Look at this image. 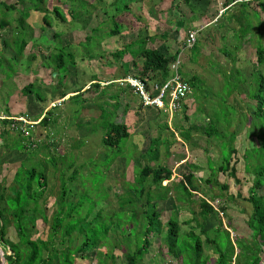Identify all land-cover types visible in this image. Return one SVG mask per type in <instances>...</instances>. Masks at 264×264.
Returning a JSON list of instances; mask_svg holds the SVG:
<instances>
[{"label":"rangeland","instance_id":"rangeland-1","mask_svg":"<svg viewBox=\"0 0 264 264\" xmlns=\"http://www.w3.org/2000/svg\"><path fill=\"white\" fill-rule=\"evenodd\" d=\"M101 1L98 4L100 8L96 6V10L88 17L84 16L73 24H62L55 20L45 33L40 29L41 16L30 13L27 19V23L32 26L29 37L35 45H41L40 53L36 60L30 61L28 69L23 63L25 59L20 60L13 77L0 83V117L3 116L7 103L14 101L16 104L11 105L13 113L23 111L28 119L44 116L55 119L49 131H44L41 125L34 129L36 143L50 142L49 151L55 156H61L65 161L63 164L65 177L69 176L73 169L77 170V178L70 184V188L75 190L76 196L72 197L75 201L86 199L87 193L91 198L97 199L96 202L101 201L95 206L90 218L102 209L104 215L112 216L117 213L115 224H122L121 227L124 223L130 222L129 217L125 218L130 216L129 211L126 208L121 209L119 204L128 188L135 185L134 177L138 169L133 159L139 158L141 165L148 163L150 161L148 158L144 156L140 159V156L144 155L151 140L158 138L159 145L156 147L158 154L157 158L152 160V165L166 166L172 171L171 179L162 183L169 185L171 189L168 199L156 202V211L161 214L163 228L168 219H175L181 224L180 236L183 237L190 226H195L194 223L184 224L192 218L193 212L197 220L203 224L205 234L221 245L226 244L227 238L224 239V236H228L233 243L236 238L248 235L244 221L249 218L252 208L242 199L235 198V195L238 193L242 198L247 196L251 177L244 172L243 155L246 149L259 145L257 139L264 136V129L253 127L252 123L249 125L247 107L236 92L226 95L233 86L236 76L232 78L230 75L235 69L240 71L248 83L250 73L258 67L255 50L259 43L264 48V13L258 9L257 3L248 5L250 8L247 9L248 18L253 21L251 32L245 37L243 35L239 37L234 36L235 31L232 30L238 27L236 21L227 24L222 18L223 15L214 20L216 14L211 15L208 10L203 12L205 5L213 0H191L185 4L181 3L182 0ZM7 2L11 3L13 0ZM125 2L129 4L130 14L133 16L123 22L129 23L130 28L125 26L120 36L102 40L101 33L108 30L104 26L101 32L97 33V37H93L92 29L106 19L103 13H107V16L115 14V7L123 6ZM215 6L217 7L214 2L210 5L213 7L211 11L215 10ZM253 10L260 15L258 22L256 19L258 15L254 16ZM118 12L120 13V10ZM9 18L12 20L11 26L0 32V52H3L5 57H10L12 50L4 47L1 40L15 27L19 13L13 11ZM52 30L63 33L60 39L56 40L53 37ZM191 30L198 31L197 41L192 48L183 49L186 32ZM86 36L93 37L89 43L85 39ZM144 36L154 37V42L149 41L147 47L157 48L164 54L172 55L178 49L181 76L189 79L196 75L199 79L198 85L192 88L190 98L184 104L185 108L182 107L176 113L165 114L153 108L144 109L138 103V98L126 90V93L120 95L118 102L107 101L111 89L115 90L114 86L106 88L107 84L119 85L120 79L132 75V68L126 63L129 56L118 61L110 53L121 49L123 44ZM57 45L68 48L65 53H72L76 62L75 67L70 65L56 70L54 60L51 58L52 53L48 51L47 54V47L53 49ZM56 52L58 53L57 50ZM260 71L264 76V64ZM28 82L34 83V91L38 92L44 101L26 98L20 94V88ZM98 82L100 88L92 87ZM75 93L79 94L78 97H73ZM223 95L225 106L219 99ZM104 101L110 105H105ZM114 103L115 107L112 106ZM101 104L109 107V115L104 120L100 119V115L102 111H107L102 109V106L99 107ZM209 119L221 120L216 123L220 131L219 137L208 139L205 135L204 127L208 125ZM114 121L125 123L130 129L131 136L123 141L118 149L111 150L102 145V138L107 124ZM181 127L192 129L187 142L180 135L183 130ZM10 133L12 135L6 138L7 142L0 138V181H5L6 185H9L12 175L21 163L25 164V168L34 166L41 170L46 169V164L48 174L46 195L48 204L52 205L53 197L59 190L60 175L58 171H54L50 163L48 164L46 149L40 146L41 144L33 149L29 143L25 144V149L19 148L14 142L17 132L10 130ZM41 133L45 136L39 138ZM230 138L231 140L234 138L232 143ZM22 142L25 143V139H22ZM229 145L237 151L239 163L236 165V177L240 183L216 172L221 163L222 151L228 153L229 148L226 146ZM71 163L72 168L67 169V165ZM57 167L61 168V163H58ZM187 172L193 173L198 192L191 197L192 203L181 204L176 201L177 181ZM207 180H211L210 184L206 182ZM224 184L228 185L227 191L221 187ZM219 197H222L223 201L217 200ZM199 198L206 200L215 209V214L205 220L198 216ZM87 201L86 199L83 208L90 207ZM218 202L225 207L224 215L220 213ZM137 205L136 212L138 219L141 220L143 209L140 202ZM51 212L49 211L48 215ZM102 219L106 217L103 216ZM219 221L228 235L222 229L217 230ZM109 222L106 219L102 224L107 226ZM46 226L38 219L34 227L27 226V231L34 237L40 235L44 239L48 231ZM111 228L106 251L114 255L113 264H125L124 251L120 248L124 245V239H121L122 235L119 232H113L116 228L114 224ZM199 232V229L195 230L196 234ZM162 237L163 234L160 236L153 234L150 237L148 252L139 264H181L180 259L172 257L167 252ZM7 238L13 242L17 241L14 229L10 225L7 227ZM200 238L203 242L204 256L209 257L211 264L217 255L211 245L204 243V236L200 234ZM98 249L101 250L102 247L99 246ZM0 250L3 264H14L10 258L4 259V256L12 255L11 252L9 250L3 252L1 247ZM80 262L79 260V264ZM107 262L111 263L110 260ZM81 264H97V261L93 257L90 263L82 261Z\"/></svg>","mask_w":264,"mask_h":264},{"label":"trees","instance_id":"trees-1","mask_svg":"<svg viewBox=\"0 0 264 264\" xmlns=\"http://www.w3.org/2000/svg\"><path fill=\"white\" fill-rule=\"evenodd\" d=\"M182 1L181 3L185 4L191 0ZM101 2V0H13L11 3H8L7 0L0 1V32L11 26L10 13L13 11L19 13L15 27L12 28V31L9 30L6 34L8 36L1 40L4 47L12 50V54L10 57H5L4 53L0 52V83H4L13 77L20 64V60L25 59L23 63L26 69H28L30 61L36 60L39 56L41 45H35L29 37L32 26L27 23V19L30 13L41 16L39 19L41 22L40 29L45 33L55 20L62 24H73L84 16L88 17L96 10V6L99 7L98 4ZM256 3L260 10L264 12V3L261 0H256ZM244 9L250 8L245 7ZM118 10H120V13H117ZM191 11L193 12V10ZM115 12V14L109 16H107V13H103L106 19L92 29L93 37H97V33L101 32L104 26L108 30L101 33L102 40L120 36L125 26L126 28H130L129 23L123 22L133 16L130 14L129 4L125 2L123 6L117 5ZM253 14L254 16L258 15L254 10ZM248 15L249 13L245 17L242 16V18L235 19L238 27L232 29L235 31L234 36L240 37V35H243L245 37L251 32L250 28L253 21L249 20ZM226 20L228 22L233 21L231 17ZM52 32L56 40L60 39L63 34L53 30ZM92 36H86L87 43L93 38ZM149 41L154 42V37H139L129 43L123 44L121 49L110 53V55L118 61L129 56L126 63L131 66L133 76L142 79L165 81L170 76L168 65L176 59L179 50L177 49L172 55L164 54L157 48L147 47ZM259 44L255 50L258 67L250 73L249 82L247 83L240 71L235 69L230 77H236L233 86L226 96L236 92L240 96L241 102L245 103L247 107L249 125L252 123L253 127L264 129V76L260 71V67L264 64V48ZM65 50H68V48L60 47L59 45L53 47V49L47 47V54L48 51L52 53L51 58L54 60L56 70L70 65L75 67L74 56L72 53L66 54ZM94 78H96L95 75ZM187 81L192 88L199 83L196 75H192ZM99 85V83H95L92 87L100 88ZM107 85L108 87L106 88L114 86L115 89L112 90V88L110 94L107 96V101L110 103L112 101L118 102L120 95L126 92L132 93L129 88L126 87L124 89V86L122 87L121 85ZM20 94L26 98L32 97L34 100L44 101V98H41L42 96L34 91V83L32 82H28L20 88ZM78 95L76 94L73 97H78ZM219 99L224 105V95ZM108 102L105 105L109 106L110 103ZM13 103L14 101L7 103V108H5L3 114L9 117L16 114L28 117L23 111L13 113L12 108L16 104ZM12 104L13 106H11ZM100 106L107 111H102L100 115V119L104 120L109 115V107H105L103 104ZM112 106L115 107V103ZM86 107L88 108V106ZM184 108L185 106H183ZM54 120L53 118L44 116L39 125H41L44 131H49L55 123ZM219 122L221 120L213 121L209 119L208 125L206 124L207 126L204 127V132L208 139L220 136L218 134L220 131H218L216 126V123ZM9 123L8 120H3L0 123V138L4 141L12 135L8 129ZM105 129L102 145L109 147L111 150L118 149L119 145L131 136L129 127L122 122H109ZM191 132V127L181 131L180 135L185 142L189 140ZM233 135L235 138V133ZM41 136H45V134L41 133ZM22 138V135L17 132L14 142H16L19 148L25 149L27 142H22ZM233 140H231V143ZM257 140L259 145H256L252 149H246L243 155L245 163L244 172L251 177V185L247 196L242 198L238 193L235 195V198L242 199V201L247 202L252 208L249 218L244 221L248 229V235L236 238L233 243L228 236H224L223 238H227V241L223 245L214 239H210L205 234L203 224L197 220V216L193 215V212H191L192 218L184 224L194 223L195 226H190L189 231L183 237L180 236L181 224L175 219H168L164 224L165 228H163V224L160 221L161 214L156 211V202L168 199L171 189L169 185H162V183L171 179L172 171L166 166L159 164L156 166L152 165V160L156 159L158 154V150L156 149L159 145L158 138L152 139L144 155L140 156V159L144 158V156L148 158L150 160L148 163L141 165L139 158L133 159L138 169L136 177H134L135 185L128 188L124 199H121L119 204L121 209L126 208L130 215L125 216V218H130V222H123V227H121L122 224H115L118 218L117 213L112 216L104 215L102 209H100L95 213L93 218H90L95 206L101 201L96 202L97 199L91 198L88 193L86 197H83L88 200L87 202L90 203V207L83 208L86 199L75 201L72 198L76 196L75 190L70 188V184L77 178V170L73 169L71 174L65 177V173L63 172L64 159L61 156H55V154L49 151L50 142H47V144L42 143L40 146L46 149L49 157L48 164L50 163L54 171L59 172V190L57 195L53 197V204H48V196L46 195L48 188L46 164V169L41 170V168L36 169L34 166L25 168V164L21 163L12 175L9 185H6L5 181H0V247L3 252L9 250L12 254L4 256V259L10 258L14 264H79V260L90 263L94 257L97 264H113L114 255L107 252L106 248L109 244V233L114 224L116 228H114L113 232H119L122 235L121 239H124V245L120 248L124 251L125 264H139L141 262L144 255L148 252L150 237L153 234L159 236L163 234L162 240L166 244L167 252L172 257L180 259L181 264H209V257L204 256L203 253V242L200 234L204 236V243L211 245L214 253L217 255V258L211 264H264V136L258 137ZM53 147L56 146L53 145ZM223 147L225 151V146L223 145ZM226 147L229 148V151L228 153H223L222 151L221 163L217 167L216 172L229 176L235 182L240 183L236 177V165L239 163L237 151L231 145ZM58 163H61V168L57 167ZM72 166V163L67 165V169L72 168ZM193 176L192 172L183 173L182 178L177 181L176 201L178 203H192L191 197L195 196L198 192ZM210 181L207 180L206 182L210 184ZM221 187L224 191L228 190L227 184ZM118 197L121 198L120 196ZM198 200L200 201L198 216L202 220L215 214V209L210 203L204 199L199 198ZM217 200H222V197H219ZM139 202L141 204L140 207L143 209L141 220L138 219L136 212ZM218 204L221 215H224L225 207L219 202ZM51 206L53 209H51ZM49 211H52L50 215H48ZM103 216L110 221L107 226L102 224V221L106 220L102 219ZM38 219L44 225H47L46 227L48 228L44 239L40 235L34 237L33 234L31 235L27 231V226L32 225L34 227ZM228 224L232 227L231 223ZM9 225L14 229L17 237L16 242L7 238V227ZM196 229L200 230L199 234L195 233ZM220 229L223 230L221 221L217 225V230ZM223 231L228 235L227 231ZM99 246L102 247L101 250L98 249ZM108 260L111 263H108ZM3 263L4 260L1 252L0 264Z\"/></svg>","mask_w":264,"mask_h":264},{"label":"built area","instance_id":"built-area-1","mask_svg":"<svg viewBox=\"0 0 264 264\" xmlns=\"http://www.w3.org/2000/svg\"><path fill=\"white\" fill-rule=\"evenodd\" d=\"M255 0H227L228 7L235 4L253 3ZM225 9H221V14ZM198 31H187L185 35V47L191 48L197 40ZM180 60L175 59L169 66L170 76L165 81L155 79L127 77L120 81L127 85L134 95L139 99L142 108H153L165 114H173L181 110L186 101L190 98L191 87L179 73ZM60 102H58V105ZM55 106V105H54ZM31 120L25 116H5L0 117V122L8 120L10 130L16 131L26 140H29L35 148L38 143L34 139V129L39 125L40 120Z\"/></svg>","mask_w":264,"mask_h":264},{"label":"crops","instance_id":"crops-1","mask_svg":"<svg viewBox=\"0 0 264 264\" xmlns=\"http://www.w3.org/2000/svg\"><path fill=\"white\" fill-rule=\"evenodd\" d=\"M223 1V0H213L212 2H209L207 5H205V8L203 10V12H208L211 14V15H215L216 14V11H217V7L219 6V3ZM213 2L215 5H217V7L215 6V10L211 11V9H213V7L211 8L210 5H213ZM261 2L264 3V0H261ZM245 7H248L247 5H237V6H234V7H231L230 9H228L227 11H225V13L223 14L222 18L224 19V21L227 23V24H231L233 22H235L237 18H242V16H246L247 14V10H245L244 8ZM258 9L260 10L259 6L257 5ZM220 9V8H219ZM218 9V10H219ZM261 11V10H260ZM202 12V13H203ZM255 12V11H254ZM262 12V11H261ZM264 13V12H263ZM258 14V19H257V22L259 20V13L257 12ZM229 17H231L233 19V21L231 20V22H228V19ZM203 20V19H202ZM221 25V24H220ZM219 26V25H218Z\"/></svg>","mask_w":264,"mask_h":264},{"label":"clouds","instance_id":"clouds-1","mask_svg":"<svg viewBox=\"0 0 264 264\" xmlns=\"http://www.w3.org/2000/svg\"><path fill=\"white\" fill-rule=\"evenodd\" d=\"M254 3H256V0L253 2V3H242V4H246V5H250V4H254ZM242 4H235V5H242ZM235 5H232V6H230V7H228L227 9H225L226 8V6H227V0H223V1H221L220 3H219V7H218V9H217V11H216V17L214 18V20H217L219 17H221L224 13H225V11H227L228 9H230L231 7H233V6H235ZM221 9H225L221 14H218V12H220V10ZM197 41V40H196ZM185 42V41H184ZM196 43V42H195ZM194 43V44H195ZM186 47H185V44L183 45V49H185ZM192 48V47H191ZM186 49H190V48H186ZM177 57H179V54L177 55ZM177 57H176V59H177ZM174 61V60H173ZM173 61H171L170 63H169V65H168V70H169V66H170V64L173 62ZM170 72V71H169ZM180 73V72H179ZM181 75V74H180ZM133 75H128V76H126V77H124V78H122V79H120L119 80V85H121V86H124V87H127V88H129L127 85H125V84H121L120 83V81L121 80H123V79H125V78H127V77H132ZM133 77H136V76H133ZM182 77V76H181ZM140 78V77H139ZM182 79H184L183 77H182ZM186 82H188L187 81V79H184ZM99 83V82H98ZM100 84V83H99ZM108 84H111V83H108ZM188 84H189V82H188ZM190 85V84H189ZM191 87V86H190ZM130 89V88H129ZM131 90V89H130ZM191 90H192V87H191ZM132 91V90H131ZM133 93V92H132ZM134 94V93H133ZM75 95H76V93H75ZM135 96V95H134ZM62 101H64V98L62 99ZM138 101H139V99H138ZM187 102V101H186ZM139 104H140V101L138 102ZM140 106L142 107V105L140 104ZM184 106V105H183ZM145 109V108H144ZM159 112V111H158ZM3 114V113H2ZM5 115V114H4ZM6 116V115H5ZM14 116H18V115H14ZM22 116V115H21ZM9 117V116H8ZM28 118V117H27ZM41 117H39V119H40ZM39 119H37V120H39ZM31 120H36V119H31ZM41 121V120H40ZM0 123H2V121L0 122ZM40 123V122H39ZM1 125V124H0ZM39 126V125H38ZM37 126V127H38ZM36 127V128H37ZM8 129H9V127H8ZM10 130V129H9ZM34 133H35V131H34ZM33 137H34V135H33ZM42 137H44V136H41V137H39V138H42ZM38 138V139H39ZM22 139H24V138H22ZM34 139L36 140L37 139V137H34ZM25 142H27V143H29L30 144V146L32 147V145H31V143L29 142V140H26L25 139ZM46 144H47V142H45ZM39 144H42V142L41 143H38V145L37 146H39ZM36 146V147H37ZM33 148V147H32ZM34 149V148H33Z\"/></svg>","mask_w":264,"mask_h":264},{"label":"water","instance_id":"water-1","mask_svg":"<svg viewBox=\"0 0 264 264\" xmlns=\"http://www.w3.org/2000/svg\"><path fill=\"white\" fill-rule=\"evenodd\" d=\"M0 253H1V250H0Z\"/></svg>","mask_w":264,"mask_h":264}]
</instances>
